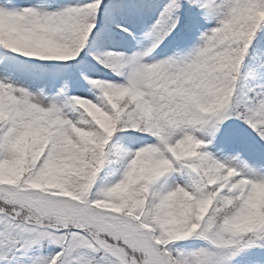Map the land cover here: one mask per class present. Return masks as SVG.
Masks as SVG:
<instances>
[{
    "label": "snow or ice",
    "instance_id": "1",
    "mask_svg": "<svg viewBox=\"0 0 264 264\" xmlns=\"http://www.w3.org/2000/svg\"><path fill=\"white\" fill-rule=\"evenodd\" d=\"M0 264H264V0H0Z\"/></svg>",
    "mask_w": 264,
    "mask_h": 264
}]
</instances>
